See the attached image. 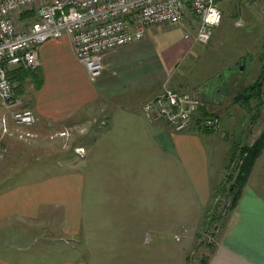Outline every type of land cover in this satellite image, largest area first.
<instances>
[{
    "label": "crops",
    "instance_id": "1",
    "mask_svg": "<svg viewBox=\"0 0 264 264\" xmlns=\"http://www.w3.org/2000/svg\"><path fill=\"white\" fill-rule=\"evenodd\" d=\"M161 28L148 27L141 40L106 52L94 80L66 35L39 46L34 70L8 67L15 96L37 118L30 128L76 127L83 153L40 182L0 192V264H194L193 238L232 153L229 141L201 128L199 118L220 113L224 121L222 111L236 99L226 89L262 74L264 46H251V83H241L246 62L233 55L225 92L220 85L210 98L196 87L209 75L192 38L196 17L187 13L182 26ZM164 87L202 98L184 131L142 110ZM256 172L222 219L205 264H264V174L254 178Z\"/></svg>",
    "mask_w": 264,
    "mask_h": 264
},
{
    "label": "built area",
    "instance_id": "2",
    "mask_svg": "<svg viewBox=\"0 0 264 264\" xmlns=\"http://www.w3.org/2000/svg\"><path fill=\"white\" fill-rule=\"evenodd\" d=\"M22 10H33V18L17 29L14 15ZM187 13L197 19L194 42L207 44L221 20L217 0H0V102L8 112V117L0 114V159L5 153L3 139H25L30 133L24 128L37 122L32 111L23 108L15 96L7 67L21 65L34 70L39 66V46L66 35L76 59L83 64L88 78L94 80L102 72L106 52L141 40L148 27L182 26ZM238 22L241 20L235 24ZM187 37L189 33L185 32ZM202 105L196 91L178 92L164 87L143 102L142 110L148 117L163 119L172 131L181 132L190 126ZM218 124L213 114L199 118V126L206 130H215ZM66 132L62 130L59 135L68 136ZM74 151L82 154L83 148L75 147Z\"/></svg>",
    "mask_w": 264,
    "mask_h": 264
},
{
    "label": "rangeland",
    "instance_id": "3",
    "mask_svg": "<svg viewBox=\"0 0 264 264\" xmlns=\"http://www.w3.org/2000/svg\"><path fill=\"white\" fill-rule=\"evenodd\" d=\"M217 4L222 13L219 24L213 28L207 44L196 45L197 55L206 58L209 62L205 69L206 74L209 75L205 78L206 80L200 81L196 87L199 90L208 91L210 98L213 97L212 91L220 85L222 86L220 87L221 91L225 92L228 79H225L224 74H232L233 55L244 59L246 62L245 69L240 74L242 76L241 83H251L255 79V74L248 65L252 57L251 46L255 45L258 48L264 46V0H217ZM32 11L22 10L14 15L17 29L26 26L32 20ZM26 12H30L31 15L26 17L24 15ZM237 20L242 21L241 26L235 24ZM155 26H159V29L163 30L161 27L165 25ZM261 60L264 62V54ZM235 81L229 85V89H226L232 93V96L246 87V85L237 86L235 87L236 90L232 89ZM178 92H187V90ZM224 99L223 104L226 105L228 97L226 96ZM243 102V99L235 100L234 103L237 105L232 103L226 107L222 111L224 121L220 113L213 114L218 117L219 124L215 130L210 131L225 137L224 140L229 141L232 153H227L224 160L226 167L223 173L224 177H222L223 180L220 185L216 187L217 192L214 193L213 198V203L217 204L215 210L221 219L212 224L205 225L203 223L198 229L191 246L193 253L189 251V256L192 259L195 258L194 264H201L208 251L214 246L215 236L221 228L222 219L226 217L227 208L232 203V193L230 192L232 181L244 163L248 148L264 132V85L262 84L258 96H253L248 103ZM3 111L0 104V113ZM67 129L63 131L69 132L68 136H60L61 131L55 132L53 130L51 132V130L48 132L37 127L24 129L26 132L32 131V133L29 132L30 136L25 139L7 136L8 138L4 143L6 144L5 153L0 161L6 157H10V159L0 169V192L9 191L24 183L40 182L50 173L61 171L63 169L61 167L62 161L70 160L76 156L74 148L79 136L76 134V127ZM11 150L14 152L12 157L8 153ZM230 156H232V161H230ZM250 166L245 183L253 171H257L256 174H258L254 178H261L260 173L264 174V143Z\"/></svg>",
    "mask_w": 264,
    "mask_h": 264
},
{
    "label": "trees",
    "instance_id": "4",
    "mask_svg": "<svg viewBox=\"0 0 264 264\" xmlns=\"http://www.w3.org/2000/svg\"><path fill=\"white\" fill-rule=\"evenodd\" d=\"M24 15L26 17L27 16L29 17L31 14H30V12H26ZM262 67H263V71H262V74H260V77L258 79H256L252 84H249L246 87H244V89L241 92L237 93L236 94L237 96L235 99L236 101L243 99V101H244L243 103H248L249 100L251 98H253V96L259 95L260 89L262 88V84L264 85V83H263V81H264V63L262 65ZM27 70L30 71V69H27ZM263 143H264V132L253 143V145L250 148H248L246 157L244 158L245 160L243 161L244 163L240 166L236 176L234 177V179L232 181V186L230 188L231 189L230 192L232 193V203L230 204V206H228V208H227L228 211L234 207V204H235L236 200L238 199L240 191H241V189L244 186V183L246 181L248 169H249V167H251L250 165H252V161L255 159V157L259 153L260 149L262 148ZM216 206H217V204L213 203L212 205H210L207 208L206 214L204 216V224L205 225L215 223L221 219V216L215 210ZM201 264H205V260H203Z\"/></svg>",
    "mask_w": 264,
    "mask_h": 264
},
{
    "label": "clouds",
    "instance_id": "5",
    "mask_svg": "<svg viewBox=\"0 0 264 264\" xmlns=\"http://www.w3.org/2000/svg\"><path fill=\"white\" fill-rule=\"evenodd\" d=\"M242 25V21L241 22H238V26Z\"/></svg>",
    "mask_w": 264,
    "mask_h": 264
},
{
    "label": "water",
    "instance_id": "6",
    "mask_svg": "<svg viewBox=\"0 0 264 264\" xmlns=\"http://www.w3.org/2000/svg\"><path fill=\"white\" fill-rule=\"evenodd\" d=\"M240 69L242 70L243 69V66H240Z\"/></svg>",
    "mask_w": 264,
    "mask_h": 264
}]
</instances>
